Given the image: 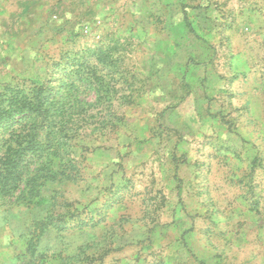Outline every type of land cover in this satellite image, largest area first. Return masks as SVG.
<instances>
[{
  "label": "rangeland",
  "instance_id": "1",
  "mask_svg": "<svg viewBox=\"0 0 264 264\" xmlns=\"http://www.w3.org/2000/svg\"><path fill=\"white\" fill-rule=\"evenodd\" d=\"M171 2L152 0L173 22L185 7L201 17L193 43L175 49L180 58L197 46L189 56L214 86L228 66L249 62L253 92H264V0ZM79 4L0 0L8 142L24 127L13 124L10 105L48 98L33 137L39 150L22 153L21 181L0 179V264H264V129L241 135L224 95H196V107L186 105L193 92H154L169 83L139 48L145 35L124 29L130 2L117 21L95 3L86 16ZM136 22L143 32L152 20ZM204 122L214 124V162L198 178L186 142ZM238 153L256 155L251 175L232 167Z\"/></svg>",
  "mask_w": 264,
  "mask_h": 264
},
{
  "label": "crops",
  "instance_id": "2",
  "mask_svg": "<svg viewBox=\"0 0 264 264\" xmlns=\"http://www.w3.org/2000/svg\"><path fill=\"white\" fill-rule=\"evenodd\" d=\"M125 1L130 2V4L126 8L127 13H124L128 17L124 29L127 28V33H130L132 36L135 33L145 35L144 41H142V45H139V48L144 49L145 54L148 55L149 65L154 63L162 65L160 70H155L156 75H160L161 82L169 83V87L159 86V89L154 92H193L192 97L187 99L186 105L190 106L194 104L196 107H198L199 101L196 95L199 97L200 94H205V92H208V94L215 92L214 95L216 97L218 94L224 95L226 96L225 103L231 110H234L236 116L239 118V128L245 130L244 133L239 131L241 135H250L254 128L264 129V92H253V79L249 77L252 68L251 63L246 62L248 66L244 70L237 69L235 72L231 70V66H228L227 68L229 70L228 73H225L224 79L214 76L215 80L216 78H220L219 80L222 81L218 86H214L212 84V76L204 72V69H201V67L197 68V65L193 64L194 56H189L192 48H197V46H188L187 48L190 53L183 58H180L175 51L178 45H189L193 43L189 40L191 33L195 34L197 29L195 26H201L199 24L201 17L195 14L192 9L185 7L181 21L173 22L172 18L168 19L170 15H164L163 10H158L157 4L152 3V0H74L78 4L85 3L86 16L95 13L93 3L98 8L103 6L105 9L104 15L111 14L110 17L113 21L119 19V11L122 9ZM171 1L173 0H159V3H161L162 8H166L169 3L172 5ZM138 16L151 17L152 20L151 25L142 23L141 27L143 28V32H137L135 28L140 26L136 25ZM165 16H167V19ZM185 32L188 33L186 41L181 39L185 38V35H183ZM178 35L180 36V41ZM132 47H134V43H132ZM189 126L191 124L188 123L186 125L188 131L193 129V132L189 138L190 140L186 142V152L188 153V161L198 166L194 177L197 176L199 178L201 169H204L202 164L207 162L208 166L206 170L208 171L213 166V164L209 166L211 161L214 162V155L212 149H210V144L212 145L213 143L209 139L215 134V132L213 133L214 124L204 122L203 124H197L195 128L191 127V130ZM210 129L212 130L210 132L212 134L209 133ZM235 145L237 148L242 147V139L236 138ZM255 156L246 153L240 156L238 153V155L231 157L232 167L236 169L245 168L241 170L243 174H240L251 175L255 165Z\"/></svg>",
  "mask_w": 264,
  "mask_h": 264
},
{
  "label": "trees",
  "instance_id": "3",
  "mask_svg": "<svg viewBox=\"0 0 264 264\" xmlns=\"http://www.w3.org/2000/svg\"><path fill=\"white\" fill-rule=\"evenodd\" d=\"M89 84V82H86ZM90 86V85H89ZM91 87V86H90ZM96 92L98 90L94 88ZM93 89V90H94ZM40 93V92H38ZM45 96V95H44ZM40 96L39 100L34 101L31 103V99H28L26 101L23 100L22 103L19 104H11L10 109L13 113V124L14 125H23L24 127L19 132V135L16 139H11L10 141L14 142L16 146L12 145V142H8V139L6 138V128L0 131V179L4 182H13L15 180H18L20 182V175L22 177L20 166L23 162L22 153L25 150H39L36 143L33 141V137L38 134V131L42 128L43 123L42 120V107L43 105L48 104V98ZM85 104L90 103L89 101L84 99ZM1 112V110H0ZM42 112V113H41ZM40 119V120H39ZM39 120V122H38ZM30 124V129H33L35 126V130H32V134L29 136L28 140H22L19 141L21 135H23L27 129V125ZM24 141H26V144H24ZM2 143V144H1ZM12 145V146H11ZM1 146L4 147L1 150ZM55 146V145H54ZM50 147H53V144L50 145ZM13 148L12 152H9L10 149ZM43 164V162H42Z\"/></svg>",
  "mask_w": 264,
  "mask_h": 264
}]
</instances>
